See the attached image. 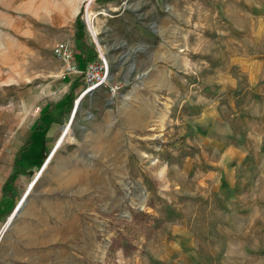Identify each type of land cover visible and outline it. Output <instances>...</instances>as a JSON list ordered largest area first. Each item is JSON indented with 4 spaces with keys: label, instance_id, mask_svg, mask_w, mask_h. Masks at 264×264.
<instances>
[{
    "label": "rangeland",
    "instance_id": "rangeland-1",
    "mask_svg": "<svg viewBox=\"0 0 264 264\" xmlns=\"http://www.w3.org/2000/svg\"><path fill=\"white\" fill-rule=\"evenodd\" d=\"M21 202L0 264H264V0H0V232Z\"/></svg>",
    "mask_w": 264,
    "mask_h": 264
},
{
    "label": "built area",
    "instance_id": "built-area-1",
    "mask_svg": "<svg viewBox=\"0 0 264 264\" xmlns=\"http://www.w3.org/2000/svg\"><path fill=\"white\" fill-rule=\"evenodd\" d=\"M86 24L89 26V30L93 33L96 40V45L100 47L97 33L94 32V26L92 20H89V14H87ZM55 55L65 63V73L68 76L75 75L83 78L86 85V92L94 91L102 87L110 75V65L105 56L98 55V58L94 61L87 63L85 68H81L75 60L74 52L68 44L61 43L54 49Z\"/></svg>",
    "mask_w": 264,
    "mask_h": 264
},
{
    "label": "trees",
    "instance_id": "trees-1",
    "mask_svg": "<svg viewBox=\"0 0 264 264\" xmlns=\"http://www.w3.org/2000/svg\"><path fill=\"white\" fill-rule=\"evenodd\" d=\"M103 2H112L114 0H102ZM77 19L79 20L80 19V15L77 17ZM85 23V22H84ZM88 49L85 48V47H82L81 50L77 51L74 56H75V60L78 61V64L81 68H85L87 63L90 62V61H94L98 58L97 56V52L95 51V56H92V57H88L87 54H88ZM80 79H82L81 81L78 80L77 82H81L78 83V85H76V87L82 85V88L85 89L86 88V85H85V82L83 80V78L80 77ZM83 82V83H82ZM48 109V108H47ZM46 109V111L44 112V114H47L48 113V110ZM31 144H27V147L30 146ZM27 149V148H25ZM151 207H153L152 205H150ZM118 250H124L125 253H131L132 251L134 250H137V248L133 245V244H129L127 242H119L118 239H115L111 245V253H115L117 252Z\"/></svg>",
    "mask_w": 264,
    "mask_h": 264
},
{
    "label": "water",
    "instance_id": "water-1",
    "mask_svg": "<svg viewBox=\"0 0 264 264\" xmlns=\"http://www.w3.org/2000/svg\"><path fill=\"white\" fill-rule=\"evenodd\" d=\"M144 76H145V74H142L139 77V79H142ZM55 153H56V148L54 149V151L52 152V154L55 155ZM138 186H140L141 189L144 191V198H143V201H144L146 199V197H147L146 194H145V188L141 185V183H138ZM22 204H23V202H21V204L16 208V210L10 216V220L6 224L7 227L4 230V234H3V236L0 239V244L2 242L7 243L11 239V233L13 231V228H14L15 224L17 223V219L19 217V212H20V209L22 207Z\"/></svg>",
    "mask_w": 264,
    "mask_h": 264
},
{
    "label": "bare ground",
    "instance_id": "bare-ground-1",
    "mask_svg": "<svg viewBox=\"0 0 264 264\" xmlns=\"http://www.w3.org/2000/svg\"><path fill=\"white\" fill-rule=\"evenodd\" d=\"M92 16L93 15H91L90 17H89V19L90 20H92ZM69 131H70V128L67 126L66 128H64L63 129V135H64V138L67 136V134L69 133ZM48 163H49V161H48ZM48 163H46V167H47V165H48ZM50 164V163H49ZM43 173V170H42V172L40 173V176H41V174ZM39 178V177H38ZM34 186V184H31L29 187H28V189L26 190V194L32 189V187ZM131 189H132V185L131 184H128V192H130L131 191ZM145 201V200H144ZM144 202H143V204H141L140 205V207L141 208H143L144 207ZM10 220V219H9ZM7 227V225H5L3 228H2V230H1V232H0V239H1V237L3 236V234H4V230H5V228Z\"/></svg>",
    "mask_w": 264,
    "mask_h": 264
},
{
    "label": "crops",
    "instance_id": "crops-1",
    "mask_svg": "<svg viewBox=\"0 0 264 264\" xmlns=\"http://www.w3.org/2000/svg\"><path fill=\"white\" fill-rule=\"evenodd\" d=\"M106 4H108V3H106ZM97 10H99V9H97ZM79 12H80V7H79V8L77 9V11L75 12V14H74L75 17L78 15ZM96 14H97V15H96ZM96 14H95V17L97 18L98 28L101 29L105 24H104L103 26H101V24H99V23H103V22H105V21H108V19L98 20V16L100 15V12H97Z\"/></svg>",
    "mask_w": 264,
    "mask_h": 264
}]
</instances>
